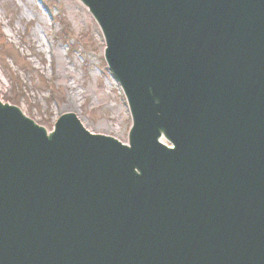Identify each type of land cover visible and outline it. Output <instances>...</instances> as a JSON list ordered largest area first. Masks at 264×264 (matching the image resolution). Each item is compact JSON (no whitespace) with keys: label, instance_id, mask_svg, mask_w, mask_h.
<instances>
[{"label":"water","instance_id":"water-1","mask_svg":"<svg viewBox=\"0 0 264 264\" xmlns=\"http://www.w3.org/2000/svg\"><path fill=\"white\" fill-rule=\"evenodd\" d=\"M81 1L129 142L0 105V264H264V0Z\"/></svg>","mask_w":264,"mask_h":264},{"label":"rangeland","instance_id":"rangeland-1","mask_svg":"<svg viewBox=\"0 0 264 264\" xmlns=\"http://www.w3.org/2000/svg\"><path fill=\"white\" fill-rule=\"evenodd\" d=\"M102 47L76 0H0V99L48 131L71 112L90 132L125 141L129 114Z\"/></svg>","mask_w":264,"mask_h":264},{"label":"bare ground","instance_id":"bare-ground-1","mask_svg":"<svg viewBox=\"0 0 264 264\" xmlns=\"http://www.w3.org/2000/svg\"><path fill=\"white\" fill-rule=\"evenodd\" d=\"M85 128V127H84Z\"/></svg>","mask_w":264,"mask_h":264}]
</instances>
